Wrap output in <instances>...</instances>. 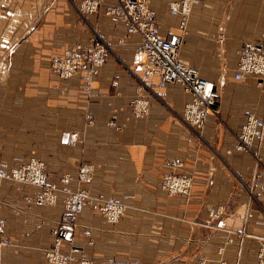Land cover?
<instances>
[{"label": "crops", "instance_id": "1", "mask_svg": "<svg viewBox=\"0 0 264 264\" xmlns=\"http://www.w3.org/2000/svg\"><path fill=\"white\" fill-rule=\"evenodd\" d=\"M80 1L0 0V161L17 166L35 157L51 182L60 186L63 175L72 176V189L78 166L94 164L92 180L81 185L94 200L74 227L75 235L89 230L90 236L79 234L74 242L96 261L193 264L205 256L207 264H256L264 251V139L252 154L233 145L248 114L264 119V90L257 84L264 78L235 80L233 73L244 42L264 46V0H198L184 27L168 11L176 0L149 1L161 37H182L184 63L223 83L217 113L201 130L179 118L191 99L179 83L159 87L157 76H143L140 36L127 33L104 7L81 14ZM99 40L107 53L89 82L82 75L61 79L51 68L53 55ZM168 173L191 178L189 195L161 187ZM40 192L0 180L6 219L0 239L10 240L0 245V264H47L64 193L47 206L36 201ZM121 194L133 198L112 224L96 198ZM218 207L212 219L210 210Z\"/></svg>", "mask_w": 264, "mask_h": 264}, {"label": "built area", "instance_id": "2", "mask_svg": "<svg viewBox=\"0 0 264 264\" xmlns=\"http://www.w3.org/2000/svg\"><path fill=\"white\" fill-rule=\"evenodd\" d=\"M197 2L198 0H177L169 5L171 14L181 16V27H184L192 6ZM101 7H104L106 15L122 22L126 26L127 33L140 36L136 53L142 58L139 64L143 70V76H157L159 87L179 83L184 92L191 97L183 105L179 118L189 128L201 130L209 115L217 113L221 92L216 84L201 77L195 68L184 63L180 54L182 37L180 35H172L168 39L161 37L159 25L152 16L149 0H108L106 2L104 0H81L78 11L81 14H92L98 12ZM223 40L224 34L219 33L218 41L222 43ZM106 53L107 46L101 40L89 47L73 45L62 54L53 55L50 65L61 79L82 75L85 81L89 82L102 66ZM248 75H258L264 78V46L260 43L247 41L239 50L233 77L235 80H243ZM257 84L264 90L263 80L260 79ZM141 100H137L136 104ZM136 104L135 107H137ZM143 105L146 106V103ZM91 122L92 116L88 114L87 124L90 125ZM68 137L65 140L67 144L74 139L73 135ZM263 139L264 119L248 114L240 131L235 135L233 149L237 152L252 154L255 151L254 148L261 144ZM93 174L94 164L81 163L75 173L74 181L77 187L72 189L69 186L73 179L72 176L63 175L60 186L51 182L45 171L44 162L35 157L17 166H9L6 162L0 161V180L7 179L39 187L41 192L35 196L39 203L52 206L57 201V192L64 193L61 222L51 230L54 237L53 242L45 250L47 264H137L114 259L96 261L74 242L79 234L83 237L90 236L89 230H80L75 235L74 227L86 204L94 200L88 190L81 186L89 183ZM161 187L169 195H189L192 180L187 176L168 173L163 176ZM132 198V194L96 198L97 209L108 222L115 224L121 219L127 202ZM220 213L221 209L218 207L211 209L209 215L213 219ZM5 224L6 219L0 215V234L3 233ZM5 243H10V240L0 239V245ZM221 252L222 249H219V253ZM207 263L208 258L199 256L193 264ZM221 264L224 262L222 261ZM256 264H264L263 250L257 253Z\"/></svg>", "mask_w": 264, "mask_h": 264}, {"label": "rangeland", "instance_id": "3", "mask_svg": "<svg viewBox=\"0 0 264 264\" xmlns=\"http://www.w3.org/2000/svg\"><path fill=\"white\" fill-rule=\"evenodd\" d=\"M149 1H150V0H149ZM176 1H177V0H176ZM172 2H174V1H172ZM172 2H170V4H171ZM170 4H169V5H170ZM150 7H151V6H150ZM169 10H170V9H169ZM169 10H168V11H169ZM169 13H170V11H169ZM222 84H223L222 81H220L219 84H218V85H219L218 87H219L220 89H221V87H222Z\"/></svg>", "mask_w": 264, "mask_h": 264}]
</instances>
